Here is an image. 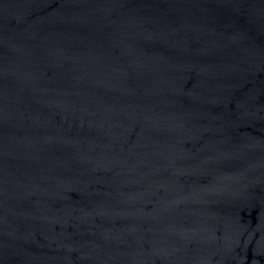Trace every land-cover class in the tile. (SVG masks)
<instances>
[{"label": "water", "instance_id": "water-1", "mask_svg": "<svg viewBox=\"0 0 264 264\" xmlns=\"http://www.w3.org/2000/svg\"><path fill=\"white\" fill-rule=\"evenodd\" d=\"M0 264H264V0H0Z\"/></svg>", "mask_w": 264, "mask_h": 264}]
</instances>
